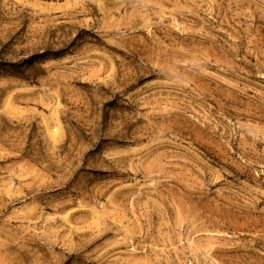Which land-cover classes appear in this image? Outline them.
I'll return each mask as SVG.
<instances>
[{
	"label": "rangeland",
	"instance_id": "rangeland-1",
	"mask_svg": "<svg viewBox=\"0 0 264 264\" xmlns=\"http://www.w3.org/2000/svg\"><path fill=\"white\" fill-rule=\"evenodd\" d=\"M0 264H264V0H0Z\"/></svg>",
	"mask_w": 264,
	"mask_h": 264
}]
</instances>
